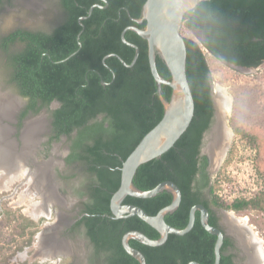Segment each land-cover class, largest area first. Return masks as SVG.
<instances>
[{"label": "trees", "instance_id": "16d2710c", "mask_svg": "<svg viewBox=\"0 0 264 264\" xmlns=\"http://www.w3.org/2000/svg\"><path fill=\"white\" fill-rule=\"evenodd\" d=\"M106 1V7H94L91 14L81 20L83 28L78 18L85 15L93 3L104 5L105 2L61 0L68 20L57 29L60 33H15L21 34L27 43L17 59L19 66L14 79L21 92L30 98L31 107L36 98L46 104L53 99L60 102L53 111L55 137L61 133L69 135L76 129L67 160H83L87 170L95 176L90 200L85 203L86 214L78 222L85 223L86 233L96 251H105V264H139L123 249V233L136 229L148 237L158 238L159 232L137 215L112 219L103 214H110L109 200L120 182L121 159L160 120L164 105L150 73L147 42L134 30L125 32V38L139 47L132 66L123 65L115 56L107 57L105 63L102 61L104 55L116 53L125 62H131L134 49L121 41L120 32L131 24L140 28L145 26V21H134L140 17L145 0ZM183 22L191 31L202 29L205 36L202 46L207 50L205 53L197 41L185 37L186 74L194 98V115L174 145L159 157L139 165L133 177V184L142 190L164 180H171L179 187L181 200L178 207L164 216L165 221L176 228L185 227L189 209L199 199L192 182L201 188L210 180L205 171L206 156H199L202 133L213 112L208 54L217 60L224 58L243 66L257 67L263 63L264 0H203L185 13ZM45 50L48 54L42 56ZM156 65L160 75L170 79V72L159 57ZM170 93L171 88L163 84L161 96L168 99ZM99 114H103L101 119L97 118ZM231 124L235 132L257 148V156L262 157L256 133L238 127L233 118ZM210 193L211 202L220 208L264 210V189L250 198H237L231 203H225L212 185ZM171 200L172 193L163 190L148 198L126 196L123 202L136 204L147 213L155 214ZM207 201L203 203L208 207ZM209 223L216 225L215 218H209ZM215 239V235L202 227L196 212L188 232L169 234L162 245L148 246L133 238L129 243L143 252L146 264H187L191 260L212 264ZM226 244H229L228 239H224L221 246L219 264H232L230 255L222 253Z\"/></svg>", "mask_w": 264, "mask_h": 264}, {"label": "rangeland", "instance_id": "374dc122", "mask_svg": "<svg viewBox=\"0 0 264 264\" xmlns=\"http://www.w3.org/2000/svg\"><path fill=\"white\" fill-rule=\"evenodd\" d=\"M41 2L42 0H38L40 5L38 4L36 8L30 7L25 0H18L15 7H6L5 4H2L0 6V31L5 32L6 29L15 27L17 25L16 21L20 23L28 18L27 8L37 12L41 7ZM9 8L14 10L10 11ZM7 9H9V12H7ZM44 14L42 11L36 14L33 13L31 18L35 20V15L43 17ZM181 33L184 37L192 38L202 46L197 34L184 25L181 27ZM202 49L207 53L203 46ZM207 61L211 75L212 93H216L213 92L215 91V85L221 84L226 88V92L232 100L231 113L229 111L224 115L227 127L224 147L226 151L222 154L221 160L214 164L215 167H212L213 170L210 173V181L214 192L225 203H231L237 198H250L264 189V62L251 71L242 72L229 67L223 61L217 60L209 54ZM7 71L8 69H0V83L7 80ZM232 118L238 127H245V130L256 133L257 139L261 143L262 157L257 156V148L251 144L249 139L234 131L231 124ZM46 123L45 121V126ZM39 133L37 134L38 137L36 136L37 142L44 140L42 134L39 135ZM51 144L50 146L53 147L55 152L54 161L59 163L61 151L66 149V139L62 137L52 140ZM25 160L27 159L24 158L19 161L24 174L19 173V178L13 180L7 188H0V264H52L50 260L46 261L45 259L47 257L54 258L59 253L67 251H56L54 253V250L47 249L46 243L44 244L42 241L43 239H36L35 235L42 223L55 220L56 215L52 214L49 219L43 218L42 223H38V217L41 215L49 217V213L44 208L50 205L56 210L57 208H65L67 206L66 201L62 196L58 194L56 196L53 188L43 185L46 176L36 177L42 170L31 171ZM43 171L45 173V169ZM0 185L2 187L1 183ZM32 188L35 192H32ZM48 189H51L52 200L50 201V198L44 200L41 195ZM72 203L73 207L77 204L74 200ZM32 209L35 211L31 212ZM222 210H224V213ZM220 212L230 232H232L230 230L232 224L238 227L241 225L240 223H246L251 232L261 239V246L264 250V210L246 209L235 211L220 208ZM224 217L231 219L232 222L230 223ZM238 232L246 245H249L247 242L249 234L246 233L242 225L239 227ZM44 238L50 239L47 235ZM68 261L70 259H65L62 264L68 263Z\"/></svg>", "mask_w": 264, "mask_h": 264}, {"label": "water", "instance_id": "95a60500", "mask_svg": "<svg viewBox=\"0 0 264 264\" xmlns=\"http://www.w3.org/2000/svg\"><path fill=\"white\" fill-rule=\"evenodd\" d=\"M102 1L105 2L104 5L93 3L87 9L86 14L78 18V21L82 28L84 25L81 20L86 19L91 14L94 7H106L107 1ZM201 1L203 0H145L141 8L140 18L135 19L137 23H142L143 21H145V26L143 28H140L136 25H128L124 27L120 32L121 41L134 49V54L131 62H125L116 53L106 54L102 58L103 63H105V59L107 57L115 56L123 65L132 66L138 57L139 47L137 44L130 42L125 38V32L128 29L134 30L147 42V58L150 73L157 84V93L160 95L161 101L164 105V111L160 120L141 137V139L131 150V152L124 159H121V165L119 167L120 182L109 200L110 214H103V216H108L112 219H119L131 215H137L140 219L145 221L147 224H149L159 232L158 238L148 237L142 231L136 229H131L123 233L121 237V245L123 249L129 255L134 257L139 262V264H146L145 255L141 250L132 246L129 243V239H136L140 243L148 246L162 245L167 240L169 234L182 235L188 232L194 224L197 211L199 213V221L202 227L208 233L216 236L213 247L214 261L212 264H219L221 257V246L223 243L224 232L221 228L209 223V212L203 204H193L189 209L188 221L185 227L176 228L168 224L165 221L164 216L166 213L172 212L178 207L181 200V192L179 187L171 180L161 181L154 187L146 190L139 189L133 184V177L138 166L144 162L159 157L165 151L171 148L187 129L194 115V98L186 74V43L185 37L181 33V27L184 23L183 17L185 13L194 8ZM81 31L82 30L78 32L77 39H79ZM194 32L202 42L204 40L203 32L200 29H196L194 30ZM80 44V41H78V45ZM72 54L73 53H71L69 56H71ZM157 57H159L164 62L167 69L169 70L171 76L170 79L162 77L158 72L156 65ZM222 61L226 65L237 71L248 72L255 68L253 66L237 65L225 60L224 58H222ZM102 83L105 84L104 81H102ZM163 84L171 88V93L168 99H164L161 96V86ZM215 95L216 93L211 94L213 106L212 117L208 127L206 128V130H204L201 137V151L209 156L211 164V167L209 168L210 173L215 166L209 153L205 150V146L209 133L217 124L218 112L215 105ZM231 107L232 100L230 103V113ZM5 118L6 120H11L12 116H0L1 133H5L2 124V121ZM222 126L225 129L227 128L225 125V121ZM229 132L231 133V131ZM10 142L12 144V151H17L16 142L14 143V141L11 140ZM24 143L25 141L22 136V143L20 145L21 149L23 146H25ZM32 144L27 145L31 146ZM19 151H17L18 154L21 153V151L20 153ZM225 151L226 150H224V152ZM0 166H2V163H0ZM43 167L45 168V166L40 167V170H42V172L40 174H37L36 177L46 176L47 172L45 171L44 173ZM163 190H168L172 193V200L167 205L161 207L155 214L147 213L143 208L136 204L123 202L126 196L148 198L155 196ZM222 212L224 213V210H222ZM230 214L232 215L231 212ZM240 224L243 226V229H247L248 232L251 231L250 227L246 225V223ZM226 230H228L227 226ZM235 240L237 241V244L241 249L239 250V256L236 261L238 264H244L248 252L247 250L243 249L236 236ZM187 264L200 263L195 260H191ZM260 264L264 263L261 262Z\"/></svg>", "mask_w": 264, "mask_h": 264}, {"label": "flooded vegetation", "instance_id": "af4514ba", "mask_svg": "<svg viewBox=\"0 0 264 264\" xmlns=\"http://www.w3.org/2000/svg\"><path fill=\"white\" fill-rule=\"evenodd\" d=\"M17 1L18 0H0V6L5 4L6 7H15ZM9 9H7V12H9ZM11 10L14 9L12 8L10 11ZM26 11L29 15L28 18L20 23H17L16 21L15 23L17 25L11 29H6L5 32L0 31V69H8L6 72L7 80H4L5 82L3 81V83H0V98L7 101H12L13 99L15 102L14 107H12L11 114L8 116H12V119L6 120L5 118L2 121L5 133L0 132V138L4 137L0 140H4L7 143L10 142V140L14 141V143L16 142V150H24L22 153H25V156L29 155L25 159H27L26 162L31 171H39L40 167L45 166V168H43L47 172V182L45 181V184L43 185L53 188L55 190L56 196L58 194L59 196L63 197L64 201H66V209L62 207L60 209L57 208L56 210L53 209L51 205L44 208V210L49 213V217L41 215L38 217V223H42L41 220L43 218H51L52 214L56 215V218L51 222L42 223L35 236L37 240L42 237L44 238L46 235L49 236L50 239L48 240H45L44 238V243L48 244L46 246L47 249H50V251L54 250V253L57 249V246L62 242L69 244L72 250L65 253H59L57 256L51 259L50 257H47L45 260H50L52 264H62L63 260L65 259H70V261L64 264H105V251H96L94 243L86 233L85 223L82 221L78 222V220L86 214L85 203L90 200L91 186L94 185L95 176L87 170V166L83 160H67L72 152V142L76 134V129H74L69 135L61 133L58 137H55V132L52 125L53 111L59 107L60 102L56 99H53L48 104H46L42 101V99L36 98L34 106L31 107L29 105L30 98L21 92L20 88H18L16 80L14 79L16 67L19 66L17 59L24 52L27 43L26 40L21 38V34H14L41 33L52 35L53 33H60V31L57 29L67 22L68 13L63 7L61 0H42L41 7H39L38 11H42L45 14L43 17L35 15V20L31 18V14H36L39 12L32 11L28 8ZM200 30L202 31V29ZM47 54L48 53L46 50L42 52V56ZM41 64L42 63H40V65ZM5 108L4 113L1 115H6ZM37 117L44 118L47 122L45 126V121L43 119V130L45 131L39 133V135L42 134L41 136H43L45 141H36L31 146L27 145L25 148L23 146L21 150L20 145L22 143V131L26 126V121L36 119ZM102 117L103 114H99L97 118L101 119ZM62 137L66 139V149L61 151L60 162L55 163V158L53 157L55 152L53 147L50 145H52V140H57ZM201 144L202 141L199 146V156H206L207 164L205 165V171L207 177L210 179L209 156L201 151ZM6 154L9 156V158H11L10 160L12 162L13 160H16L15 162H17V158H14V156L18 155L17 153H14L11 150L10 152L6 151ZM197 177H199L198 173ZM192 186L193 190L199 193V199L196 203H201L208 209V221L211 217L215 218V226L221 228L224 232L223 241L224 239L229 240V244H226L222 253L224 255H230L232 264H238L236 259L238 258L239 250L241 249L235 240V235L232 232L226 230V223L222 218L220 207L214 205L210 200L211 181L209 180L208 185L201 186V188L196 186V182H192ZM38 187L41 188L40 185H38ZM32 190V192H35L33 188ZM73 200L77 203L74 207V202L72 203ZM204 200H208V207L203 203Z\"/></svg>", "mask_w": 264, "mask_h": 264}, {"label": "bare ground", "instance_id": "6f19581e", "mask_svg": "<svg viewBox=\"0 0 264 264\" xmlns=\"http://www.w3.org/2000/svg\"><path fill=\"white\" fill-rule=\"evenodd\" d=\"M25 2L28 3V5L32 8L38 7V4H39L38 0H25ZM215 92H216L215 105H216V109L218 112L217 124L213 127V130L209 133V135L207 137V143L205 146V150L209 153V155L212 159V162L214 164L218 163L221 160V156L224 153V147L226 144L225 141H226V136H227V129H225L222 126V124L225 121L224 120L225 113H229V111H230V103H231V98L227 94L226 88L223 85L216 84L215 85ZM14 105H15V102L13 101V99H12V101L11 100L7 101V100H3L2 98H0V116H1V114L4 113L5 106H6V108H5L6 109V117L8 115H10L12 107H14ZM43 125H44L43 124V118H39V117H37L36 119H33V120L26 121V127L23 130V135H22L24 138V141H25L24 148L26 147L27 144L30 145L37 140V137H38L37 134L43 130ZM2 138L3 137H1L0 139H2ZM11 150H12L11 142L7 143L4 140L0 141V163H2V166H0V183L2 184V187H0V188H3V189L7 188V186H9L13 182V180L18 179L20 174L21 175L24 174L23 169L21 170L20 162H19L20 160H23L24 158L27 157V156H25V153L24 154L22 153L24 150L21 151L20 154H18V152H17L18 155L14 156L15 159L17 158V162H15L16 160H13V162H12L10 160L11 158H9V156L6 154V151L10 152ZM14 152H16V151H14ZM18 157H20V158H18ZM8 159H9V161H8ZM48 194H49V196H48ZM50 194H51V191L48 189V191L47 190L44 191L41 195H42V198L44 200H46L47 198H50L49 199V201H50V200H52ZM34 211L35 210H31V212H34ZM224 218L226 220H229L227 217H224ZM229 221H230V223L232 222L231 219ZM240 226L236 227L234 224H232V227L230 226V230L236 236V238L238 239V242L243 247V249L247 250V252H248V255H247V258H246L244 264H260L261 262L264 263V250L261 246V239L256 237V235H254V233H252L251 231L248 232V230L245 229L246 233L249 234V236H248L249 240H247L249 245H246V243L244 242V239L241 238L242 236L241 237L239 236L238 229ZM40 240L45 242L46 239L44 240V238L42 237V238H40ZM37 243H38V241H37ZM46 245H48V244H46ZM70 250H71L70 245L65 244V243H60L56 249L57 252H59V251H61V252L62 251H70Z\"/></svg>", "mask_w": 264, "mask_h": 264}]
</instances>
